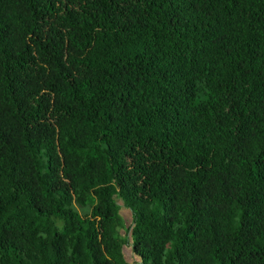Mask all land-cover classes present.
Listing matches in <instances>:
<instances>
[{
  "label": "trees",
  "instance_id": "16d2710c",
  "mask_svg": "<svg viewBox=\"0 0 264 264\" xmlns=\"http://www.w3.org/2000/svg\"><path fill=\"white\" fill-rule=\"evenodd\" d=\"M127 246L264 264V0H0V264Z\"/></svg>",
  "mask_w": 264,
  "mask_h": 264
},
{
  "label": "rangeland",
  "instance_id": "374dc122",
  "mask_svg": "<svg viewBox=\"0 0 264 264\" xmlns=\"http://www.w3.org/2000/svg\"><path fill=\"white\" fill-rule=\"evenodd\" d=\"M120 205H122V202L119 201L118 202ZM78 212L81 214V216L85 217L86 214H89V210H85V209H81L80 207H77ZM124 212V219H125V228H129L130 226H132V218H131V214L128 210H123ZM127 211V212H126ZM130 215V216H129ZM121 235L124 236L125 235V231L121 230ZM124 254L126 259L129 261V263L131 264H139L140 261L134 256L132 250L130 247H125L124 249Z\"/></svg>",
  "mask_w": 264,
  "mask_h": 264
},
{
  "label": "crops",
  "instance_id": "0c3cea01",
  "mask_svg": "<svg viewBox=\"0 0 264 264\" xmlns=\"http://www.w3.org/2000/svg\"><path fill=\"white\" fill-rule=\"evenodd\" d=\"M127 212V211H126ZM124 216V215H123ZM130 216V215H129Z\"/></svg>",
  "mask_w": 264,
  "mask_h": 264
}]
</instances>
